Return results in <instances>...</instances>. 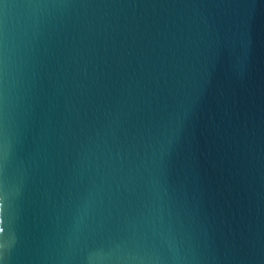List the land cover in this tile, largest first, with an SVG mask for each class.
Returning a JSON list of instances; mask_svg holds the SVG:
<instances>
[{"label": "water", "instance_id": "1", "mask_svg": "<svg viewBox=\"0 0 264 264\" xmlns=\"http://www.w3.org/2000/svg\"><path fill=\"white\" fill-rule=\"evenodd\" d=\"M0 264H264V0H0Z\"/></svg>", "mask_w": 264, "mask_h": 264}]
</instances>
